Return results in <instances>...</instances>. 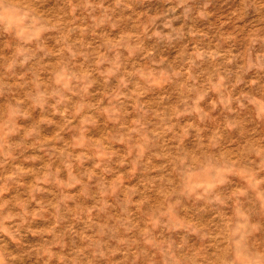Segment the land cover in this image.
Segmentation results:
<instances>
[{"label": "clouds", "instance_id": "clouds-1", "mask_svg": "<svg viewBox=\"0 0 264 264\" xmlns=\"http://www.w3.org/2000/svg\"><path fill=\"white\" fill-rule=\"evenodd\" d=\"M0 264H264V0H0Z\"/></svg>", "mask_w": 264, "mask_h": 264}]
</instances>
